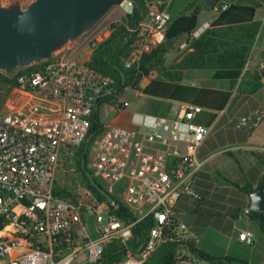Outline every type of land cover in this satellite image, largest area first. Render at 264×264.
Masks as SVG:
<instances>
[{
  "label": "built area",
  "instance_id": "2783aa9c",
  "mask_svg": "<svg viewBox=\"0 0 264 264\" xmlns=\"http://www.w3.org/2000/svg\"><path fill=\"white\" fill-rule=\"evenodd\" d=\"M174 1L151 0L145 17L126 27L132 41L122 59L125 69L167 41ZM213 7L219 13L229 3ZM202 31L179 35L175 48L187 50ZM98 42L90 39L88 51ZM51 59L41 71L16 72L14 85H8L13 94L0 106V264H102L104 249L113 241L126 249L117 264H146L162 243L183 240L187 226L176 218L174 205L181 195L197 197L193 179L203 163L194 154L209 128L194 124V105H182L176 119L135 120L133 115L131 122L143 132L104 129L91 139L88 169L114 203L99 201L87 188L75 202L65 201L55 194L60 158L80 147L92 109L115 82L74 55L60 52ZM256 68L264 75V59ZM263 119L259 110L238 126L253 130ZM121 206L132 219L118 216ZM88 214L96 223V238L87 229ZM148 217L153 225L146 240L132 247L134 227ZM239 240L251 244L253 235L241 232ZM184 256L178 253L176 264H206Z\"/></svg>",
  "mask_w": 264,
  "mask_h": 264
},
{
  "label": "crops",
  "instance_id": "0c3cea01",
  "mask_svg": "<svg viewBox=\"0 0 264 264\" xmlns=\"http://www.w3.org/2000/svg\"><path fill=\"white\" fill-rule=\"evenodd\" d=\"M258 1L254 19L260 23V30L248 57L249 67L242 71L233 85L229 80L213 79L209 70L171 69V65L178 63L187 52L174 46L182 39L181 36L171 48L179 56L168 64L164 61V66L169 68L170 73H176L177 78L163 79L156 71H151L147 77L139 80L137 89H124L134 90L137 96H143L144 103L140 110L128 112L124 102L119 101L123 108L118 110L120 112L116 120L107 126L102 124L105 129L115 126L143 132L131 122L133 115L136 116L135 120H139L141 116L176 119L182 105H193L187 93L176 89L165 97L142 93L153 81L157 82L153 90L158 93L164 90L159 85L161 82L175 87H194L227 93L229 98L220 110L194 105V124L209 128V133L194 154L203 163L193 179L192 189L197 197L181 195L174 205V214L187 226L189 234L183 233V240L192 242L197 249L212 257H231L247 264L264 261V234L258 222L252 219L249 209L250 194L264 180V119L253 130L238 126L240 119L250 117L256 111H264V75L256 68L257 62L264 59V0ZM248 2L252 5L240 4L253 6V3H257L255 0ZM211 10L214 17L202 21L195 30L201 28L203 33L210 26L217 16L214 8ZM82 49L83 47L75 50L74 56ZM90 53L88 51L85 61L90 59ZM167 55L168 53L164 58ZM10 92L11 96L13 92ZM18 96L24 97L22 94ZM180 149L183 154L189 152L185 145H181ZM244 231L253 235L251 244L239 240V234ZM255 247L260 253L259 260L254 254Z\"/></svg>",
  "mask_w": 264,
  "mask_h": 264
},
{
  "label": "trees",
  "instance_id": "16d2710c",
  "mask_svg": "<svg viewBox=\"0 0 264 264\" xmlns=\"http://www.w3.org/2000/svg\"><path fill=\"white\" fill-rule=\"evenodd\" d=\"M222 2L226 1L217 0L215 5H221ZM150 4L151 0H133V15H126L122 21L109 25V36L98 42L91 49L90 59L87 62L88 65L94 67L103 75L109 76L115 82L111 93L99 98L92 109L89 132L80 147H78L77 154L79 157L78 170L83 184L99 201H104L105 199L90 186L81 169L80 154L85 150V168L90 173L88 169V153L92 140L88 145H86L85 141L88 136L92 135L95 138L105 129L99 118L101 104L109 103L116 107L117 110L122 109L123 104L117 98L123 93L125 88L137 89L139 80L147 77L151 71H156L163 79L175 80L177 78L176 73H170L169 68L164 66V56L169 52L166 48V42L151 52L146 53L135 67L125 69L122 64V59L132 41V36L126 27L134 26L141 21L149 11ZM202 8H206L203 0H175L170 8L171 22L166 33V38L169 39L193 32L198 25V17ZM255 12L256 6L243 5L238 2L229 3V7L226 10L216 13V18L199 37L189 41L187 52L178 63L171 65V69L178 71L209 70L212 72L213 79L229 80L231 85H233L243 71L260 30V23L254 19ZM47 62L33 65L26 69H20L17 71V74H30L41 71ZM14 81L15 77L9 78L0 73L1 83L8 86L14 85ZM154 84L156 85L157 82L153 81L142 93L149 96L165 97L173 89L184 91L190 96L191 103L199 108L220 110L225 106L229 98V95L224 92L194 87H175L170 83L162 82L159 85L164 90L162 93H158L153 90ZM94 179L102 187L100 182L96 178ZM55 194L68 202H75L76 199L75 194L67 189L56 186V184ZM117 214L126 220L132 219L130 213L122 206L119 208ZM250 215L252 219L258 222L264 234V213L250 211ZM152 225V221L148 217L134 227L132 247H137L146 240ZM181 251L206 264H247L244 261L231 257H212L197 249L192 242L186 240L162 243L146 264H176L177 254ZM125 255L126 249L120 243L113 241L104 249L102 264H117ZM184 258H187V256H184Z\"/></svg>",
  "mask_w": 264,
  "mask_h": 264
},
{
  "label": "water",
  "instance_id": "95a60500",
  "mask_svg": "<svg viewBox=\"0 0 264 264\" xmlns=\"http://www.w3.org/2000/svg\"><path fill=\"white\" fill-rule=\"evenodd\" d=\"M217 0H203L212 9ZM115 7L132 16L131 0H21L0 2V73L13 77L20 69L51 59L68 46L84 39ZM179 36L167 39L170 50ZM88 136L86 145L92 139ZM86 148V147H85ZM80 165L90 186L113 204L114 199L95 181L85 168V150ZM249 209L264 213V180L250 194Z\"/></svg>",
  "mask_w": 264,
  "mask_h": 264
},
{
  "label": "rangeland",
  "instance_id": "374dc122",
  "mask_svg": "<svg viewBox=\"0 0 264 264\" xmlns=\"http://www.w3.org/2000/svg\"><path fill=\"white\" fill-rule=\"evenodd\" d=\"M8 0H0L2 3H6ZM23 4L27 3L29 0H21ZM133 2V0H131ZM224 1H236L239 3H249L252 5V3L248 2V0H224ZM257 3H253V6L257 7L258 0H255ZM126 13L121 7H115L113 8L96 26L95 28L82 40L76 42L73 45H70L65 49L63 55H74L73 53L77 49H81L78 52V54L75 55V57L79 60H85L88 57V51L89 48L87 43L90 39H98L100 41L104 40L109 36V25L114 22H120L123 19H125ZM214 17V13L211 9L202 8L199 14L198 18V26L201 24L204 20H209ZM85 45V46H84ZM177 55L172 49L169 50L168 55L164 58V61L166 64H168L171 60H174ZM10 89L7 85L0 82V106L6 101V99L10 96ZM143 96H137L134 93V90L126 89L123 94H121L117 100L123 101L126 105V109L128 112H131L133 110L139 111L140 107L144 103ZM120 111L117 110L116 107L112 106L109 103H102L99 108V118L100 121L104 126H107L111 123H113L116 120V117L118 116V113ZM78 148H76L73 151H67V153H64L59 162V166L57 168L56 172V186L67 189L71 193L75 194L77 197V193L82 192L84 189H86L85 185L83 184V181L81 179V174L78 170ZM100 182V181H99ZM86 226L88 231L90 232L91 236L93 238L97 237L96 234V223L91 215L88 214L86 218ZM184 233L189 234L188 230H186ZM252 246V245H251ZM179 254L184 255L186 252L181 251ZM254 254L256 255V259L259 260L260 253L257 247H255ZM190 256V255H188ZM192 257V256H190ZM255 264H264V261H258V263Z\"/></svg>",
  "mask_w": 264,
  "mask_h": 264
}]
</instances>
